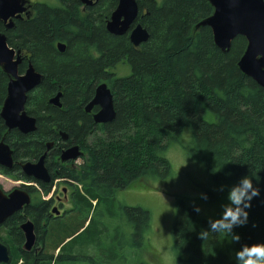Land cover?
I'll return each mask as SVG.
<instances>
[{"label":"trees","instance_id":"1","mask_svg":"<svg viewBox=\"0 0 264 264\" xmlns=\"http://www.w3.org/2000/svg\"><path fill=\"white\" fill-rule=\"evenodd\" d=\"M55 1L59 4L36 3L33 16L14 20L13 29L6 30L0 21L9 46L27 57L20 73L31 61L44 77L26 105L37 119L36 132L8 131L1 111L10 77L0 67V141L6 138L15 159L11 170L0 166V173L27 181L20 164L38 160L48 143L59 141L60 132L85 148L89 160L64 174L77 183L79 192L73 219L59 228L58 264H101L103 258H108L107 264L116 259L121 263L128 252L139 250L146 251L150 264L156 263L149 238L152 214L123 204L117 195L138 185L148 189L151 180L160 181V188H171L175 173L165 153L181 143L186 130L188 156L203 166L220 197L229 201L232 185L242 188L245 179L252 187L233 208L241 212L230 227L213 228L219 220L181 202L172 227L175 264H240L238 252L244 246L264 243V89L239 67L247 40L236 38L224 53L210 27L198 28L214 14L209 0H137V22L150 34L138 48L129 34L114 36L107 31L109 10L116 9L118 0H100L105 6L83 9L79 0ZM59 43L67 46L63 54ZM124 62L130 75L116 77L112 70ZM102 83L113 94L117 116L112 123L96 125L85 107ZM59 93L61 109L50 104ZM99 130L101 137L91 143L89 138ZM40 185L48 193L50 186ZM195 187L201 196L206 194L201 182ZM254 190L258 195H252ZM27 191L38 192L36 187ZM32 208L25 213L37 224ZM24 219L18 213L8 221L11 228L20 229ZM231 220L227 216L224 222ZM97 233L99 241L108 238L112 244L100 248L103 242L95 244L93 237ZM89 248H96V257L84 254Z\"/></svg>","mask_w":264,"mask_h":264},{"label":"water","instance_id":"2","mask_svg":"<svg viewBox=\"0 0 264 264\" xmlns=\"http://www.w3.org/2000/svg\"><path fill=\"white\" fill-rule=\"evenodd\" d=\"M79 1L86 6L93 5V0ZM30 2L0 0V21L5 24L7 30L14 27V20L22 19L23 14L28 15ZM209 2L214 8V14L198 28L210 27L215 44L224 53L230 51L236 38L244 37L248 44L239 67L245 75L264 89V0H209ZM139 11L137 0H118V5L107 22V31L114 36L129 34L131 43L135 47H140L149 40L150 34L141 23L136 22ZM66 47L65 44L59 43V52L63 54ZM23 58L22 52L11 48L7 36L0 31V67L10 77L1 118L9 130L18 129L27 135L37 130V119L25 112L28 95L41 85L44 77L31 63L25 74H21L19 68L24 61ZM61 97L62 93H59L50 100V104L61 109ZM97 106L100 107V112L93 117L96 125H106L115 121L117 114L114 98L106 83L97 87L93 100L86 106V112H91ZM62 135L66 140L68 134ZM51 145L48 144L47 148L50 149ZM82 155L80 148L76 146L66 150L61 160L63 162L77 160ZM45 158L46 155L37 162L22 164L23 173L37 181L50 183L51 177L45 167ZM0 166L6 169H12L14 166L13 150L4 139L0 141ZM30 204L31 197L24 189L16 188L7 194L0 188V225ZM21 229L26 236L24 249L29 251L35 243L34 223L27 220L21 225ZM9 261L8 249L0 244V263Z\"/></svg>","mask_w":264,"mask_h":264},{"label":"rangeland","instance_id":"3","mask_svg":"<svg viewBox=\"0 0 264 264\" xmlns=\"http://www.w3.org/2000/svg\"><path fill=\"white\" fill-rule=\"evenodd\" d=\"M33 1L36 3H40L43 0ZM45 1L51 3V5L53 6L56 5V1L54 0H44V3H47ZM99 4H101V2H99L98 5ZM82 5L83 9L86 5ZM101 5L102 7L105 6L104 3H102ZM114 11L115 9L109 10V20ZM30 63L32 64V62L29 61L28 66ZM112 73L115 74L116 77L123 78L130 75L131 68L126 62H124L117 65L116 68L112 70ZM21 74H25V72ZM100 137L101 134L99 130L96 131V136H94V138H89V141L96 144L97 141H95V139H98ZM189 138L190 130H186L181 137V143L172 146L165 153V156L170 160L173 171L175 173L174 180L171 183L172 189L169 187L160 188L158 187L160 181L151 180L152 186H150L148 189L141 188L138 185L121 191L117 195L118 200L123 204L149 210V212L152 214L153 222L149 238H151L152 245L154 246L155 252L157 254L155 264L176 263L174 255L171 252V247L173 244L172 227L174 223L176 208L181 202L185 203L188 207H197L202 216L219 221L223 218L225 212L229 207L233 209L238 206L235 204L230 205L227 198L220 197L221 193H218L220 189L211 181L203 166L198 162L193 161L188 156L185 147L189 142ZM83 163V160H78L76 162V165L81 166V164ZM193 180H196L194 183L197 186L198 184H200V182L202 183V185L204 184L206 194L201 196L200 190L196 189L195 185L193 184ZM0 185L4 187L6 191H11L18 186V183L4 177H0ZM232 189L234 190L235 186L232 185ZM244 198L241 200V202L244 200ZM111 236H113V234ZM93 237L95 238V244H98L96 242L98 240L97 237H99V233H97ZM91 239L93 238L91 237ZM110 239H112V237ZM107 241H109L108 238L106 241L98 240L99 243L103 242L100 248H103L104 245L112 244V242L108 243ZM95 247L99 249V246L95 245ZM96 248H89L88 251L84 252V254L90 257H96L98 253L96 251ZM131 252H126L128 254L127 260L120 263L119 260L116 259L113 260V262H115L113 264H140L142 262H144L145 264H150L149 261H147L146 251L142 252V250H139V254H137L136 251ZM129 253H131V255ZM103 259L104 260L101 264H105V262L107 264V262L109 261L108 258Z\"/></svg>","mask_w":264,"mask_h":264},{"label":"flooded vegetation","instance_id":"4","mask_svg":"<svg viewBox=\"0 0 264 264\" xmlns=\"http://www.w3.org/2000/svg\"><path fill=\"white\" fill-rule=\"evenodd\" d=\"M30 1H31L30 2L31 6H29L28 8V15L23 14L22 19L23 18L30 19L34 14L33 8L36 2H34L33 0ZM42 2L44 3V0ZM99 2L100 0H93V5L89 7H94ZM58 4L59 3L56 1V5ZM85 111H86V107H85ZM99 112H100V107L97 106L94 107L91 110V112L89 113L86 112V113L94 121L93 117ZM62 133H66V132H60L59 141L48 143V144H52L51 148L48 149L46 146V151L42 154V156L46 155L45 167L51 177L50 183H43L37 181L32 177L26 176L23 173V171L22 173L24 177L27 178L28 180L27 181L22 180L21 182L15 181L19 183L18 186L15 187L14 189L20 188L27 191V189L31 190L32 187H36L38 190V192L33 191V193L27 191L31 197V204L29 206L24 207V209L21 212H19L25 217L24 219L25 221L30 220L34 223L35 243L31 248V250L29 251L25 250L24 245L26 242V236L21 229V225L23 223L19 226L20 229H15V228L13 229L9 224L8 221L9 219H7L2 225H0V244H2L8 249L10 261L8 263H0V264H14V263L44 264L49 259L52 260L53 264H58V260L60 258V250L62 248V246L59 248L55 247L57 246V243L59 242V236L61 235L59 232L60 230L59 228L61 225L67 224L70 219H73L72 217H74L76 213L75 201L76 199H78L76 194L77 192H79L76 189L77 183L72 179H70V177H68L67 175L65 176L64 174L67 173V168H74V169L79 168L80 166L76 165V162L78 160H83L84 162L89 160V155L86 152V150H84L85 148H83L82 145L78 143L76 144L75 142L70 143L71 139L69 135H67L68 137L65 140ZM100 134L102 135V132ZM7 144L9 145V143ZM76 146L80 148V152H82L83 155L79 157L77 160H70L63 162L61 160L62 154L66 150ZM13 158H14V150H13ZM39 159L35 161L34 160L24 161L23 163L20 164V166L26 162H37L39 161ZM14 165H15V159H14ZM7 170H11V169H7ZM0 177L13 180L9 177L2 175L1 173H0ZM40 184L47 185L48 187L50 186L48 193L44 192ZM0 188L5 193L7 194L10 193V191H6L4 187H2L1 185ZM79 188L82 189L80 185ZM29 207H33L32 209L35 212L37 224L32 220L30 216H28L25 213ZM56 212H58V214ZM83 230H81L80 233ZM69 240L70 239H67L65 243H67ZM16 256H20L19 261H16L15 259ZM83 264H87V263H83Z\"/></svg>","mask_w":264,"mask_h":264},{"label":"clouds","instance_id":"5","mask_svg":"<svg viewBox=\"0 0 264 264\" xmlns=\"http://www.w3.org/2000/svg\"><path fill=\"white\" fill-rule=\"evenodd\" d=\"M252 187L251 180L245 179L244 186L242 188H235L229 193V201L231 204L239 205L241 200L244 198L245 193L249 188ZM253 196L258 195L257 191H253ZM246 207H250V204L246 205ZM241 210L236 208L235 211L231 207H229L225 213L224 219L221 221H217L212 224L213 228H216L217 224H222L224 227H230L232 224H235L238 220ZM245 217H247L248 213H244ZM227 216H231L232 220L230 222L225 223ZM241 224L245 223V221H240ZM236 239H239L237 236ZM238 258L240 264H264V243H257L251 246H244L238 252Z\"/></svg>","mask_w":264,"mask_h":264},{"label":"bare ground","instance_id":"6","mask_svg":"<svg viewBox=\"0 0 264 264\" xmlns=\"http://www.w3.org/2000/svg\"><path fill=\"white\" fill-rule=\"evenodd\" d=\"M139 17V16H138ZM138 19V18H137ZM137 21V20H136ZM131 42V41H130ZM133 45V44H132ZM134 46V45H133ZM135 47V46H134ZM136 48H138V47H136ZM29 96V95H28ZM25 112L29 115V116H32V115H30L29 113H28V111H27V107H26V109H25ZM32 117H34V116H32ZM6 126V125H5ZM7 127V126H6ZM7 129H8V131H12V130H18V129H12V130H9V128L7 127ZM36 132V131H35ZM28 135V134H27ZM4 139H6V138H4Z\"/></svg>","mask_w":264,"mask_h":264}]
</instances>
